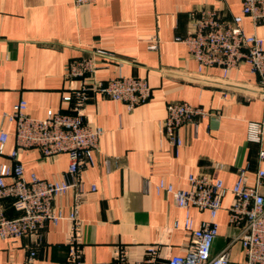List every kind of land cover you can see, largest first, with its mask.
I'll return each mask as SVG.
<instances>
[{
  "label": "crops",
  "instance_id": "0c3cea01",
  "mask_svg": "<svg viewBox=\"0 0 264 264\" xmlns=\"http://www.w3.org/2000/svg\"><path fill=\"white\" fill-rule=\"evenodd\" d=\"M74 0H0V130L8 135L0 166L13 164L8 158L15 149L14 124L3 118L20 100L27 103V115L43 119L47 110L67 112L62 98L78 85L65 77L73 60L92 58L95 78L144 79L151 89L150 99L129 110L125 104L94 96L85 107L93 126L103 134L93 154V164L81 171L87 191L77 218L81 221L82 259L85 263H112L116 252L124 251L132 263L151 259L167 260L185 253L191 236L174 229L182 223L183 210L166 194L157 195L159 181L174 190H188L189 175L206 174L231 188L239 169L247 171V184L255 186L258 160L264 151V100L258 95V78L246 64L231 69L226 76L218 68L198 72L185 44L188 13L213 8L225 20L241 11L240 0H95L77 7ZM247 35L264 38V26L253 28L243 20ZM159 40V49L148 46ZM186 103L207 115L195 118L177 130L182 142L172 146L160 132L167 105ZM263 125L260 143L248 140L249 124ZM24 176L34 173L47 182L63 179L68 166L65 154L44 158L36 149L19 152ZM264 184V182H263ZM95 191L91 192L90 187ZM264 195V187L261 189ZM232 195L227 192L215 219L217 238L212 254L220 252L236 230L228 223L227 208ZM73 191L58 196L53 208L63 217L72 210ZM6 216H18L7 207ZM193 227L208 221L207 211L190 209ZM71 223L46 224L41 240H2L0 264H65ZM244 258L238 242L230 249V261Z\"/></svg>",
  "mask_w": 264,
  "mask_h": 264
},
{
  "label": "built area",
  "instance_id": "2783aa9c",
  "mask_svg": "<svg viewBox=\"0 0 264 264\" xmlns=\"http://www.w3.org/2000/svg\"><path fill=\"white\" fill-rule=\"evenodd\" d=\"M221 2L222 0H217ZM95 0H74L75 6L93 4ZM241 11L230 20H225L213 8H201L188 13V28L184 37L176 42L186 45L189 54L197 65L198 72L204 68H218L226 76L231 69L241 64L250 68V73L258 78V95L264 100V38L255 34L247 35L243 20L247 18L253 28L264 26V0H240ZM151 51L159 49L156 38L148 46ZM97 66L92 58L71 61L66 68L65 77L78 85L71 88L61 103L67 112L47 110L43 119L27 115V103L20 100L12 111L3 118L14 124L15 149L8 158L13 164L0 166V238L2 240H21L36 238L41 240L42 229L46 224L57 225L62 220L71 223L66 245L68 249L65 264H89L82 259L81 221L77 210L81 206L86 190L81 179V171L93 164V154L98 149L103 134L100 127L93 126L85 114V107L94 96H100L126 105L129 110L145 104L151 97V89L144 79L115 77L107 81L95 78ZM207 115L205 111L186 103L167 105L166 117L160 123V132L175 148L182 145L177 130L184 124L194 123L195 118ZM262 124H249L248 140L260 143ZM8 139L6 132L0 130V155L3 154ZM36 149L44 158L65 154L68 166L63 179L47 182L34 173L26 179L24 168L18 162L21 150ZM258 160L264 161V151L259 150ZM247 171L239 169L237 179L231 188L223 181L206 174L189 175L188 190H174L170 184L159 181L155 185L157 195L170 196L175 206L184 212L182 223L174 222V229H182L191 236V242L182 255L167 260L156 259L155 249L147 253L151 259L144 264H264V171L257 170L255 186L247 184ZM73 191L72 210L63 217L53 208L56 197ZM90 191H95L91 186ZM227 192L232 195L228 205V223L236 234L217 254L212 247L218 234L215 221L222 208ZM7 207L18 214L15 218L6 216ZM207 211L209 220L198 228L193 227L190 209ZM238 242L244 258L240 263L230 261L231 246ZM36 258L30 249L26 264ZM97 264H142L132 263L124 251L116 252L112 263Z\"/></svg>",
  "mask_w": 264,
  "mask_h": 264
}]
</instances>
